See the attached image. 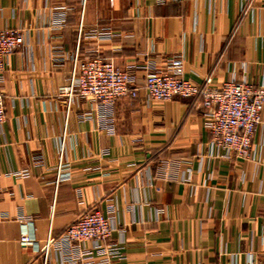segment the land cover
Here are the masks:
<instances>
[{
  "label": "crops",
  "instance_id": "obj_1",
  "mask_svg": "<svg viewBox=\"0 0 264 264\" xmlns=\"http://www.w3.org/2000/svg\"><path fill=\"white\" fill-rule=\"evenodd\" d=\"M1 30L25 43L0 85V264H70L77 250L43 248L96 209L126 246L111 264H264V114L249 157L211 156L202 98L142 87L176 55L198 85L264 86V0H0ZM77 51L129 69L139 96L70 104Z\"/></svg>",
  "mask_w": 264,
  "mask_h": 264
},
{
  "label": "built area",
  "instance_id": "obj_2",
  "mask_svg": "<svg viewBox=\"0 0 264 264\" xmlns=\"http://www.w3.org/2000/svg\"><path fill=\"white\" fill-rule=\"evenodd\" d=\"M99 35L102 39L113 38L107 32ZM24 43V36L20 32L0 31V85L8 57ZM71 59L73 70L64 90L70 104L77 97L106 109L121 98L139 96L141 85L129 69L100 57L81 58L79 51ZM184 63V57L176 55L166 60L163 67L149 70L142 86L149 103L200 96L206 109L205 127L212 134L208 145L210 155L216 156L218 152L226 151L236 157H249L264 114V86H255L246 79H229L219 86H213L210 78L205 86H201L184 78ZM5 121L4 93L0 88V129ZM63 170L61 163L57 183L70 179V175L63 174ZM115 231L112 213L98 209L90 211L70 225L61 237L54 238L50 234L43 248L45 260L52 249L77 250L79 255L67 260L70 264H111L123 260L126 246L110 242ZM30 243L29 236L22 237L23 245Z\"/></svg>",
  "mask_w": 264,
  "mask_h": 264
}]
</instances>
